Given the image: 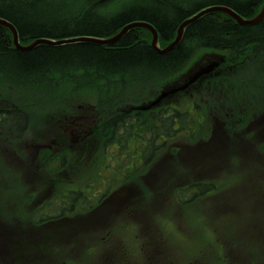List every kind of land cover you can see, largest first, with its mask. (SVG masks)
<instances>
[{"label":"rangeland","instance_id":"374dc122","mask_svg":"<svg viewBox=\"0 0 264 264\" xmlns=\"http://www.w3.org/2000/svg\"><path fill=\"white\" fill-rule=\"evenodd\" d=\"M44 1V10L51 17L53 16L55 19H61L62 21H66L65 19H69L68 17L71 14L76 15L79 13L87 14L90 9V4L94 3L98 9L97 13L92 11L90 15H97L99 17L110 16L116 11V8H120L122 6H131V5H143L146 0H121L117 5H109L105 4L103 1L98 0H57L59 2H63L64 5L60 6H50L51 3H48L51 0H43ZM180 2L181 7H189L193 4V2L197 0H176ZM201 1V0H200ZM257 5H254V12H257L261 7L262 1H256ZM255 3V4H256ZM92 4V5H94ZM59 5V4H58ZM147 5V4H146ZM259 7V8H257ZM252 10V13H253ZM71 19V18H70ZM141 28V27H137ZM130 30V29H129ZM139 30V29H138ZM141 34L140 38L143 40L144 37L148 36L143 35V31H139ZM143 37V38H142ZM11 41V35L9 36ZM172 38L166 41V43L170 42ZM150 41V38H149ZM188 49V54L186 60L172 70L168 72H164L163 74H152V72H131L134 77H127V80L124 81L123 84H117L112 94L109 95V98L112 100L108 102L103 100L106 95L101 91V81L100 73H95L94 70L89 69V71L82 70L79 66H73V64L65 65L60 64L54 67L52 70H48L46 73H43L40 76V79L37 81L35 78L34 81H30L29 86H25V88H19V85L13 86L14 89H4L5 92H2L1 86L5 83L3 79H0V92L3 94L6 93V98L18 106L22 108H28L31 111H35L38 106L37 99L30 97L27 98L23 94L27 91H32V94L36 96H46L47 99L45 101H50L54 99V97H49L47 92L42 89H35L37 87H51L58 88L57 90L62 89L61 91H65L66 94L65 102L66 106H69L72 103V117L76 115H80L81 111H76L75 109L81 107V109L85 108L87 104H94L96 101H101L98 104L99 107H106L108 109L107 113H102L103 119L108 121L110 118L114 117L117 111V105H121L123 102H138L139 99L146 94L149 90L158 89L161 86L170 84L177 79L180 78L182 73L186 71V69L193 65V63L199 61L200 57L204 55L205 48H201L200 46L192 45L189 43H184L182 49ZM190 49V50H189ZM190 51V52H189ZM262 52V50H259ZM221 53V51H218ZM227 54V52H225ZM240 56V55H239ZM184 57V56H183ZM264 57V53H263ZM258 60L262 61L263 58L256 57ZM242 56L238 58V62L242 64L239 65L240 69L244 65L250 61V58L247 62L242 61ZM235 57L228 61V64L234 63ZM260 64H263L264 69V61ZM72 66V67H70ZM53 68V67H52ZM254 69L252 65L247 67L246 70L240 75L231 78L233 83L228 84L229 77L227 78H218V87L220 88L219 95L205 94L203 97L202 108L206 114V117L203 120V126L197 129L196 136L193 140L195 141L197 136L200 135L207 138L209 134V127L212 129L219 128V122H223L224 133L227 135L230 134L229 125L232 122V115L225 114L224 108H231L235 105H232L234 99L230 98V88L234 93V83L237 81L238 83H242L247 85L252 82V71ZM264 73V72H263ZM246 75H248L246 77ZM261 77H259V83L261 84ZM257 79V78H255ZM254 79V80H255ZM133 80V81H132ZM105 86H108V90H111L113 87L112 81H107ZM24 85V84H22ZM244 85V86H245ZM262 88L264 89V83H262ZM226 90V96L222 97V93ZM74 96V97H73ZM104 97V98H103ZM183 97V96H182ZM36 102H34L32 99ZM41 100V99H39ZM199 98H196L198 102ZM44 101V99H42ZM254 101V100H253ZM253 101L251 103H246L243 107H247L248 109H242L238 111V113H242L245 115H251L253 108ZM54 103H58L57 100L49 103L50 105H44L43 107H47L49 109ZM222 103L223 106H219ZM64 104V106H65ZM240 107V106H238ZM231 109H229L230 111ZM95 115V113L93 114ZM222 115V116H221ZM149 118V116H145ZM152 118H149L151 121ZM230 122V123H229ZM218 133V132H217ZM103 135V139H104ZM8 153L6 151L0 152V160L1 162H6L8 164ZM118 156L116 154H112L110 158L116 159ZM73 158L77 159L75 166L77 167L76 176L71 178L73 184L72 187L83 188L84 183L87 181L93 182L96 178L95 176V167L97 160L91 159L87 161L83 160L81 156H73ZM142 165L140 164V173L142 175ZM264 166V164H263ZM2 166L0 167V216L4 219L14 218L16 220L20 219L16 218L15 215H19L21 218H24L29 211V205L23 199L24 187H23V176L21 174L18 176L16 173H7L6 171H2ZM262 165L260 163H254L252 166L246 167L245 172L254 174L252 178H250L247 185V195L246 199H250V202H245L242 199H239V189L237 198L236 209H232L230 212L228 211H219V194L220 191H216L218 189V183L221 185L220 187H233L234 183H240L245 181L244 175L240 172L238 173H210L205 176V179L213 184H210L213 191H208L206 194L201 197H195L191 199L189 202H185L183 199L182 204H179L178 198L181 197V192L178 190L175 193L173 191H167L166 186L163 184L158 185L157 190V203H161L164 201L165 196L163 198L158 197V192L164 190L167 195L168 204L162 205L161 210L155 211L154 216V228H152V232L154 233L156 240L160 243H165L167 245H171L173 248L178 250L187 251L188 245L195 251L193 253L192 258L195 259L200 257L203 259V264H218V256L215 258L212 257V252H215L216 255L219 254L220 250L223 248V243L231 242L232 234L238 235L240 234V229L247 228L245 225V217L247 214V210L250 205L254 201V190L257 189L260 182H262L263 176H258ZM138 170H135V173L125 174L126 179L120 181L118 185L125 184V182L134 183L139 180L140 173ZM256 172V173H255ZM15 175L17 177H15ZM12 176V177H11ZM21 176V177H20ZM13 179L18 182H13ZM137 179V180H136ZM217 179H219L217 181ZM255 181L258 182L257 187L253 186ZM98 180H96V183ZM214 183L217 185L215 187ZM190 187V188H189ZM184 191V198H191L193 194H195V190H193L192 186L186 187ZM148 194V193H145ZM152 194V193H151ZM255 204V203H253ZM251 215V214H250ZM249 215V216H250ZM8 224H12L16 221H2ZM25 224L26 229H20L17 234H15L12 238L9 239L7 243V247H12L16 249L18 245L22 242H26V246L21 251L22 254L18 259L21 261L19 264H35L37 261L38 264H99L101 260V253L98 252L102 250L105 246L112 244L114 245L113 240H119L122 243V253L126 254V257L132 260V264H145L144 257L142 255H138L136 244L137 242L133 239V235L140 233L139 228L136 223L132 219H121L117 224L112 226L108 232L105 229H97L91 232H87L85 229V225L82 224L79 228V231L75 232L74 229L71 228V223H67L63 226H56L51 228L57 222H37L35 224V228H51L46 230H28L31 227L30 222L21 221ZM78 223L76 224V226ZM20 226V225H19ZM63 229V230H62ZM40 230V229H38ZM25 231V233H24ZM31 232V236H30ZM106 235L107 239L105 241H101V235ZM109 234V235H108ZM39 236L43 237V242H39ZM217 237L220 240H217ZM141 237H138L139 240ZM30 240L34 241V245H29ZM209 240V243H208ZM249 240V239H248ZM19 250V249H16ZM14 250V251H16ZM182 251L178 254L179 260L181 264H184L186 261L187 264V254L182 255ZM19 252V251H17ZM185 253V252H184ZM180 255L182 257L180 258ZM158 258L163 260V255H158ZM178 260V258H177ZM168 261V252L165 253V257L163 262ZM191 263H194V261Z\"/></svg>","mask_w":264,"mask_h":264},{"label":"trees","instance_id":"16d2710c","mask_svg":"<svg viewBox=\"0 0 264 264\" xmlns=\"http://www.w3.org/2000/svg\"><path fill=\"white\" fill-rule=\"evenodd\" d=\"M254 2L255 0H199L186 9L176 0H146L143 5L127 6L120 12L105 17L90 15L92 11L98 12L95 4H90L88 9L91 11L87 14L79 13L71 19L69 17L62 21L45 12L43 0H0V16L14 24L22 42L40 36L49 38L75 35L108 36L129 21L146 20L156 27L160 44L163 46L167 44L169 38L174 37L176 26L185 17L206 5L225 4L245 16L252 14ZM140 30L144 36L148 35L143 40L140 38L142 34L139 33ZM9 36L10 32L0 26V71L16 79L6 80L8 84H20L19 88H24L30 85V81L35 82V78L57 65L73 64L84 70V73L91 69L102 75L97 79H103L100 89L106 95L103 97L105 100L110 94L109 87L105 86L110 83L107 81H112L115 87L117 84H123L127 77H134L129 74L131 72L163 74L177 67L187 58L188 49H182L184 43L201 48L226 50L230 60L234 57L235 60L241 56L245 57L247 54L244 53L250 46L264 50V18L255 25H240L223 13L203 14L187 25L179 43L164 53H157L150 46V33L144 28L137 27L130 29L110 45L86 41L63 45L42 43L26 51L16 49ZM20 116V113L12 112L7 117L13 133H17L21 125ZM162 120H165L162 123L163 127L170 128V121ZM160 131L161 127L155 130L156 133ZM17 254L20 257V254ZM17 254L0 250V264H19L21 260L16 257Z\"/></svg>","mask_w":264,"mask_h":264},{"label":"flooded vegetation","instance_id":"af4514ba","mask_svg":"<svg viewBox=\"0 0 264 264\" xmlns=\"http://www.w3.org/2000/svg\"><path fill=\"white\" fill-rule=\"evenodd\" d=\"M206 80V77H203L202 83ZM55 109L57 111L49 113L47 118L43 117L32 125L29 114L21 111L22 122L17 133H13L9 119L3 121L0 118L1 145L10 148L11 151H14L16 145L26 152L21 161L27 171L24 167L23 170L31 179V189H37L35 202L42 207L40 212L33 214V219L85 221L87 228H90L94 226V222L118 220L123 216L137 218L144 215L141 214L139 188L135 182L129 187L123 186L124 183L121 185L118 183L124 181L125 174L135 173L136 169H140L142 157H147L143 159L142 167L148 171L151 179L155 177L158 169H162V165H165L163 166L165 168L169 165L171 168V163L177 158L172 153L164 155L159 160L154 156L152 163V156L157 149V137L166 141L168 136L143 134L141 137L139 131L131 134V118L136 121L142 114L131 107L118 108L121 110V116L112 117L108 121L102 116V113H107V108L96 110L92 106H86L83 109L81 107L75 109L84 110V119L80 115L72 117L71 114L77 113H61L58 108ZM3 114L5 112L0 110V116ZM68 114L70 116L66 117ZM125 117L130 118L129 122ZM171 137L170 135L169 138ZM240 140L242 133H234L235 145H238ZM99 146L102 147L105 160L101 170L95 173V177L100 176L102 186L97 188L96 183L88 181L84 183L83 188L67 187L58 191V186L65 181L73 184L71 178L77 174L75 166L77 159L73 156H81L87 160L94 155ZM172 146V144L169 146L170 149ZM109 148L118 156L116 159L107 160ZM67 153L72 155L70 159L66 156ZM182 157V162L187 164V160ZM138 172L140 173V170ZM107 173L112 175L108 176Z\"/></svg>","mask_w":264,"mask_h":264},{"label":"water","instance_id":"95a60500","mask_svg":"<svg viewBox=\"0 0 264 264\" xmlns=\"http://www.w3.org/2000/svg\"><path fill=\"white\" fill-rule=\"evenodd\" d=\"M210 11H220V12L226 13L229 16H231L233 19H235L236 22H238L240 24H254V23L258 22L264 16V5H263L261 11L257 15H255L254 17L249 18V19L244 18L243 16L239 15L236 11H234L232 8H230L226 5H213V6L205 7L203 9L199 10L198 12H196L193 16L185 19L178 26L175 38L173 39V41H171L164 48L158 47V45H157V31L153 25H151L150 23H148L146 21H132V22L124 25L117 34H115L114 36H112L110 38H95V37H90V36H79V37H75V38H71V39H65L63 41L83 40V41L98 42V43H111V42H114L115 40L119 39L129 28L134 27V26H141V27L147 28L150 31L151 36H152L151 46L156 51L162 53V52H166V51L172 49L174 47V45L178 43V41L180 40V38L182 36L183 28L187 23L192 22L193 20L198 18L200 15H202L206 12H210ZM0 24H4L11 29L14 44L16 47H18L20 49L27 50L39 42H48V43L54 42L50 39H37L28 45L22 46L18 43L17 32H16L15 28L10 23H8L7 21H5L3 19H0ZM56 42H61V41H56ZM213 65H216V63H211L209 66L198 68L191 76H188L189 82L191 80H193L194 78H196V76L199 75L200 73L211 69ZM182 87H184V85L181 86V88Z\"/></svg>","mask_w":264,"mask_h":264},{"label":"bare ground","instance_id":"6f19581e","mask_svg":"<svg viewBox=\"0 0 264 264\" xmlns=\"http://www.w3.org/2000/svg\"><path fill=\"white\" fill-rule=\"evenodd\" d=\"M59 1H61V0H59ZM59 1H57V0H51V1H49L50 3H52L50 6H53V8H55L54 7V5L55 6H60V5H64V3L63 2H59ZM119 1H121V0H103V2H105V3H107V4H109V5H117L118 4V2ZM197 1H199V0H197ZM256 1H259V0H255V2H254V4L256 3ZM260 1H262V3H261V7L259 8V7H257V8H259L258 9V11L257 12H254V13H252V14H249V15H241L240 13V15L241 16H243V17H245V18H252V17H254L255 15H257L260 11H261V9H262V7H263V5H264V0H260ZM196 2V1H195ZM194 3V2H193ZM59 4V5H58ZM213 5H225V4H221V3H216V4H210V5H206V6H204V7H208V6H213ZM256 5H257V3L255 4V7H256ZM125 7H127V6H125ZM124 6H122V7H120V8H116L115 10L116 11H114V13H118V12H120L121 10H123L124 8H125ZM182 8H184V7H182ZM186 9L188 8V7H185ZM113 13V14H114ZM196 12H194V13H192L191 15H189V16H187V17H185L177 26H176V29L178 28V26L185 20V19H187V18H189V17H191V16H193L194 14H195ZM73 16H77V14L76 15H73V14H71V16H69L70 18H73ZM97 16V15H96ZM68 17V18H69ZM0 19H3V20H5V21H7L8 23H12L10 20H8L7 18H4V17H2V16H0ZM194 21V20H193ZM192 21V22H193ZM192 22H190V23H192ZM190 23H187L184 27H186L187 25H189ZM13 24V23H12ZM256 23H254V24H250V25H255ZM14 25V24H13ZM0 26H2L1 24H0ZM176 31V30H175ZM110 35H108V36H102V37H109ZM49 37H47V36H40V37H35V38H33L32 40H30V41H27L28 43H32L33 41H35V40H37V39H48ZM111 43H104L103 45H110ZM150 46H151V37H150ZM152 47V46H151ZM153 48V47H152ZM263 48V47H262ZM16 49H18V50H20V48H18V47H16ZM154 49V48H153ZM155 50V49H154ZM171 50V49H170ZM259 50H261L260 48L258 49V48H256V49H254V48H252L251 46L245 51V53L244 54H247L248 55V57L250 58V60H251V62H252V67L254 68V69H256V72H258V73H263L264 72V69H263V67H262V64H260L262 61H260V60H258L256 57H255V55L254 54H256L255 52H259ZM23 51V50H22ZM156 51V50H155ZM169 51V50H168ZM157 53H160V52H158V51H156ZM167 52V51H166ZM162 53H164V52H162ZM129 78H131V77H129ZM0 79H3V80H7V81H15L16 79L15 78H13V77H11L10 75H6V74H4V73H2V71H0ZM40 79V77H37L36 78V80L38 81ZM133 81V80H132ZM25 88V87H24ZM21 117V116H20Z\"/></svg>","mask_w":264,"mask_h":264}]
</instances>
